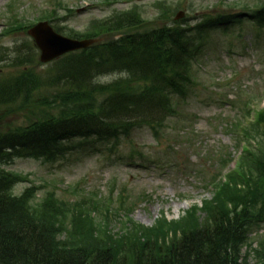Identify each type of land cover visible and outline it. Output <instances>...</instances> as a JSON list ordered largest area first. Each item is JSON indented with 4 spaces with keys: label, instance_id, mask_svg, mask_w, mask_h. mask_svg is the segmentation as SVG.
Listing matches in <instances>:
<instances>
[{
    "label": "trees",
    "instance_id": "trees-1",
    "mask_svg": "<svg viewBox=\"0 0 264 264\" xmlns=\"http://www.w3.org/2000/svg\"><path fill=\"white\" fill-rule=\"evenodd\" d=\"M159 4V19L168 23L171 9ZM253 19L264 23V4ZM141 21L131 10L78 35L123 36L60 59L45 85L26 69L0 78V110L16 106L39 116L0 134V167L13 158L54 161L72 149L68 139L108 142L137 128L156 130L172 116L171 97L186 93L198 47L175 22L140 34ZM27 49L34 55L31 44ZM20 54L14 58L22 61ZM106 74L127 80L97 82ZM249 126L241 130L247 149L224 180L212 178L210 198L177 219L161 213L149 227L129 218L132 206L123 199L115 207L97 196L38 200L35 188L14 197L12 187L26 179L0 171V264H264V233L250 238L264 225V113Z\"/></svg>",
    "mask_w": 264,
    "mask_h": 264
},
{
    "label": "rangeland",
    "instance_id": "rangeland-1",
    "mask_svg": "<svg viewBox=\"0 0 264 264\" xmlns=\"http://www.w3.org/2000/svg\"><path fill=\"white\" fill-rule=\"evenodd\" d=\"M155 1L0 0V67L8 74L13 69L8 64L17 51L29 54L27 48L33 42L27 29L21 28L35 24L38 17H53L52 26L68 37L72 30L84 35L109 23L117 13L136 7L143 12L141 31H149L167 25L157 19L161 10ZM165 1L171 9L169 24L176 13L182 12L177 26L193 33L189 35L196 36L194 41L197 37L199 42L204 41L190 70V88L183 97H171L174 115L156 130H134L116 141L73 140L70 143L75 148L55 162L15 159L6 170L27 175L31 185L41 187L38 198L50 192L71 202L86 193V197L99 196L101 200L110 195L116 204L123 197L134 207L131 218L150 226L161 213L171 220L192 206L199 208L210 197L206 182L230 155L237 159L235 124L243 118L245 123L250 122L262 108L264 111V23L252 15L244 18L250 14L249 9L262 7L264 0ZM52 7L54 11L57 8L56 16ZM229 15L240 20L229 19L221 24ZM206 18H217L219 26H207L196 33L195 27ZM108 38L102 35L93 39L100 46ZM36 56L38 60L39 54ZM39 67L41 74L45 67ZM116 77L105 75L99 81L108 84ZM133 87L138 91L142 85L136 83ZM23 112L16 106L1 109L0 125L5 129L16 121L26 124L39 118L31 109ZM246 127L251 131L252 127ZM28 185L20 184L16 191L20 193ZM263 232L264 225L256 227L250 238Z\"/></svg>",
    "mask_w": 264,
    "mask_h": 264
},
{
    "label": "water",
    "instance_id": "water-1",
    "mask_svg": "<svg viewBox=\"0 0 264 264\" xmlns=\"http://www.w3.org/2000/svg\"><path fill=\"white\" fill-rule=\"evenodd\" d=\"M35 45L41 51L40 61L49 62L58 56L87 48L92 41H72L62 38L52 32L46 24H39L29 31Z\"/></svg>",
    "mask_w": 264,
    "mask_h": 264
}]
</instances>
